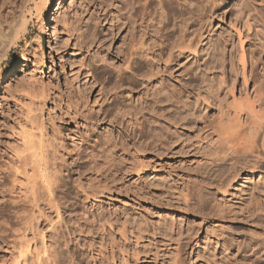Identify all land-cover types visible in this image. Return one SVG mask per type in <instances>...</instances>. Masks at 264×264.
Wrapping results in <instances>:
<instances>
[{"label": "rangeland", "instance_id": "obj_1", "mask_svg": "<svg viewBox=\"0 0 264 264\" xmlns=\"http://www.w3.org/2000/svg\"><path fill=\"white\" fill-rule=\"evenodd\" d=\"M23 1L0 0L1 20L21 9L27 26L0 63V264H264V148L218 139L226 106L245 102L242 54L264 83V0H50L39 16L42 1ZM25 112L48 163L14 178Z\"/></svg>", "mask_w": 264, "mask_h": 264}, {"label": "bare ground", "instance_id": "obj_2", "mask_svg": "<svg viewBox=\"0 0 264 264\" xmlns=\"http://www.w3.org/2000/svg\"><path fill=\"white\" fill-rule=\"evenodd\" d=\"M5 1V0H4ZM25 1V0H24ZM24 1H23V4H24ZM31 1V0H30ZM39 1H42V2H40L41 3V7L40 8H36V10L38 11V16L40 15V14H42V13H44L45 12V10H46V8H47V6H48V4H49V2H50V0H39ZM124 1V0H123ZM146 1V0H145ZM150 1V0H149ZM148 1V2H149ZM164 1V0H163ZM166 1V0H165ZM171 1V0H170ZM173 1V0H172ZM176 1V0H175ZM175 1H173V2H175ZM180 2L181 1V3L183 2L184 3V1H182V0H177V2ZM193 1V0H192ZM196 1V0H195ZM3 2V1H2ZM14 2V1H13ZM121 2V1H120ZM126 2H128L127 0H125V3ZM139 2H141V1H139ZM156 2V1H155ZM159 2V1H158ZM167 2H169V1H166V3ZM172 2V3H173ZM178 2V3H179ZM214 2V1H213ZM5 3V2H4ZM21 3V2H20ZM27 3V2H26ZM33 3V2H32ZM124 2L122 3L121 2V4L124 6V4H125ZM151 3V2H150ZM160 3V2H159ZM186 3V2H185ZM191 3H193V2H191ZM17 4V3H16ZM148 4V3H147ZM175 4V3H174ZM187 4V3H186ZM25 5V4H24ZM59 5H60V3H59ZM94 5V4H93ZM126 6H127V4H125ZM130 5H133V4H130ZM157 5H158V3H157ZM189 5V4H188ZM187 5V6H188ZM195 5V4H194ZM4 6V5H3ZM2 6V7H3ZM6 6H7V4H6ZM12 6V5H11ZM18 6H19V4H18ZM116 6V5H115ZM135 7H137L136 5H134ZM139 6V5H138ZM146 6V5H145ZM144 5L142 6V9L145 7ZM160 6V5H159ZM173 6V5H172ZM176 6V5H175ZM179 6V5H178ZM186 6V5H185ZM191 6H192V4H191ZM196 6V5H195ZM20 7V6H19ZM18 7V8H19ZM22 7V6H21ZM20 7V8H21ZM36 7V6H35ZM34 7V8H35ZM120 7V6H119ZM122 7V6H121ZM131 7V9H132V6H130ZM134 7V8H135ZM161 7V6H160ZM166 7V6H165ZM181 7V6H180ZM189 7V6H188ZM187 7V8H188ZM245 8H246V6H244ZM13 8V7H12ZM19 8V9H20ZM193 7H191V9H192ZM2 9V8H1ZM8 9V8H7ZM10 9V8H9ZM22 9H23V7H22ZM107 9V8H106ZM121 9V8H120ZM125 9H127V8H125ZM136 9V8H135ZM139 9V8H138ZM142 9H139V12H141V11H143ZM145 9H147V8H144V10ZM163 9V8H162ZM189 9V8H188ZM190 9V10H191ZM15 10V9H14ZM16 10H17V8H16ZM121 10H124L123 8L121 9ZM133 10V9H132ZM132 10H130V11H132ZM141 10V11H140ZM175 10V9H174ZM189 10V11H190ZM195 10H197L196 8H195ZM246 10V9H245ZM248 10V9H247ZM28 11V10H27ZM120 11V10H119ZM125 11V10H124ZM138 10H135V12H137ZM188 11V12H189ZM193 11V10H192ZM191 11V12H192ZM250 11V10H249ZM14 12V11H13ZM13 12H11V13H13ZM26 12V11H25ZM35 12V11H34ZM144 12V11H143ZM143 12H141L142 14H144ZM147 14H148V9H147V11H145ZM164 12V11H163ZM180 12V11H179ZM17 13V15L16 16H14V17H11V19L12 20H8V19H4V17H3V20H1L0 19V63L3 61V60H5V59H7V56H8V53H9V51L11 50V48L13 47L14 48V46L16 45V43L19 41V39L26 33V31H27V26H26V22L24 21V17H23V15L24 14H22V12H21V9L18 11V12H16ZM15 13V14H16ZM118 13H120V12H118ZM123 13V12H122ZM130 13V12H129ZM152 13V12H151ZM176 13V12H175ZM195 13V12H194ZM8 14V13H7ZM14 14V13H13ZM37 14V13H36ZM131 14H132V12H131ZM137 14H139V13H137ZM137 14H136V18L138 19V17H137ZM142 14H140L141 16H142ZM169 14V13H168ZM180 14V13H179ZM191 14V13H190ZM9 15H11L10 14V12H9ZM92 15V14H91ZM134 14H132V16H133ZM153 15V14H152ZM164 15V14H163ZM172 15V14H171ZM192 15V14H191ZM194 15V14H193ZM4 16H8V15H4ZM13 16V15H12ZM37 16V17H38ZM128 16V15H127ZM131 16V17H132ZM139 16V15H138ZM144 17L145 16H148V15H143ZM143 17V18H144ZM167 17V16H166ZM147 18H149V17H147ZM132 19H134V18H132ZM140 19H141V17H140ZM140 19H138V21H136L135 19V21L134 22H139L140 21ZM145 19V18H144ZM143 19V20H144ZM164 19V18H163ZM26 20V19H25ZM142 20V19H141ZM188 20V19H187ZM186 20V21H187ZM27 21V20H26ZM141 22V21H140ZM140 22L138 23V24H140ZM142 22H145V21H142ZM167 22V21H166ZM62 23V22H61ZM130 23H132V22H130ZM153 23V22H152ZM161 23V22H160ZM43 24V23H42ZM137 24V23H136ZM143 24V23H142ZM142 24L140 25V26H142ZM147 25V24H146ZM145 25V26H146ZM244 25H245V23H244ZM149 26V25H148ZM156 26V25H155ZM155 26H154V28H155ZM166 26V25H165ZM138 27H139V25H138ZM64 28H65V26H64ZM144 28V27H143ZM148 28V27H147ZM152 28V27H151ZM153 28V29H154ZM162 28V27H161ZM187 28V27H186ZM232 28H234V27H232ZM244 28H246V27H244ZM259 28V27H258ZM139 30H140V28H138ZM152 29V30H153ZM172 29V28H171ZM66 30V29H65ZM75 30V29H74ZM134 30V29H133ZM139 30L137 31V32H139ZM141 30H142V28H141ZM147 30H149V29H147ZM151 30V29H150ZM151 30V31H152ZM246 31H247V28L245 29ZM145 31H146V29H145ZM164 31V30H163ZM179 31V30H178ZM234 31V33L236 34V36L238 37V40H239V36H240V31H239V29L236 27L235 28V30H233ZM232 31V32H233ZM181 32V31H180ZM183 32V31H182ZM192 32V31H191ZM248 32V31H247ZM259 32V31H258ZM134 33V32H133ZM145 33V32H144ZM148 33V32H147ZM150 33V32H149ZM148 33V34H149ZM179 33V32H178ZM190 33V32H189ZM135 34V33H134ZM138 34V33H137ZM164 34V33H163ZM182 34V33H181ZM183 34H185V33H183ZM191 34V33H190ZM233 34V33H232ZM144 35H147V34H143V36ZM178 35H180V34H178ZM177 35V36H178ZM189 35V34H188ZM259 35V34H258ZM132 36H134V35H132ZM135 36H136V34H135ZM134 36V37H135ZM150 36V35H149ZM149 36H148V38H149ZM161 36V35H160ZM187 36V35H186ZM186 36H184V37H186ZM252 36V35H251ZM256 35H254L253 37H255ZM260 36V35H259ZM76 37V36H75ZM136 37H138V36H136ZM145 37V36H144ZM175 37V36H174ZM180 37H182V35L180 36ZM191 37V35L189 36V39H187L188 40V42H191L192 41V39L190 38ZM199 37V36H198ZM233 37V36H232ZM133 38V37H132ZM146 38H147V36H146ZM151 38V37H150ZM179 38V37H178ZM251 38V37H250ZM139 39V40H138ZM179 39H181V38H179ZM183 39V38H182ZM194 39V38H193ZM213 39V38H212ZM228 39V38H227ZM133 40V39H132ZM135 40L137 41H140V42H142L141 40H140V38H137V39H134V41H133V43H137V42H135ZM149 40V39H148ZM197 40V39H196ZM151 41V39L149 40V42ZM175 41V40H174ZM215 41V40H214ZM224 41V40H223ZM139 42V43H140ZM153 42V41H152ZM187 42V41H186ZM218 42V41H217ZM132 43V44H133ZM139 43L138 44H136V46L133 44L132 45V47H134V48H132L131 47V49H133V50H131V51H133L134 53H139V52H141L142 51V53H144L143 52V50H140V49H142V48H140V47H138L139 46ZM214 43V42H213ZM223 43V42H222ZM230 43H232V41L230 42ZM241 43V42H240ZM145 44V43H144ZM158 44V43H157ZM160 44V43H159ZM158 44V45H159ZM185 44V43H184ZM217 44V43H216ZM147 45V44H146ZM231 45V44H230ZM234 45V44H233ZM140 46H141V44H140ZM142 46H143V44H142ZM150 46V45H149ZM176 46V45H175ZM254 46V45H253ZM177 47V46H176ZM180 47V46H179ZM263 47V46H262ZM144 48V47H143ZM172 48V47H171ZM178 48V47H177ZM188 48H189V46H188ZM192 48V47H191ZM216 45L215 44H211L210 43V46L208 47V49H210L209 50V58H208V60L209 59H212V57L214 58V55H215V53H217L216 52ZM232 48H234V47H232ZM232 48H231V51H229L230 52V54H229V60L227 61V66H229V69H228V71L230 72V74L232 73H234L233 74V76L235 77L234 78V81L231 79V82L234 84V83H236V77H237V72L235 73V71H234V69H233V66H234V61H233V57H234V55H232V53L231 52H233L232 51ZM166 49V48H165ZM174 49V48H173ZM179 49V48H178ZM177 49V50H178ZM181 49H182V47H181ZM181 49H179V50H181ZM146 50V49H145ZM144 50V51H145ZM160 50V49H159ZM178 50V51H179ZM188 50H190V51H192L191 49H188ZM222 50V49H221ZM148 51V50H147ZM146 51V52H147ZM184 51V50H183ZM182 50H181V52H183ZM193 51H195V49L193 50ZM217 51H218V49H217ZM252 51V50H251ZM133 52H131V53H133ZM150 52V51H149ZM204 52V51H203ZM219 52V51H218ZM148 53V52H147ZM201 53H202V51H201ZM208 53V52H207ZM220 53H222V52H220ZM166 54V53H165ZM204 54V53H203ZM240 54V53H239ZM249 54V56H248V61L249 62H247V63H249L248 64V66H245V61H244V59H243V54H242V68H241V73H240V75H239V77H241V80H242V82H241V84H240V89L241 90H243V97L245 98L244 100H245V102H243V104H238L237 105V107H236V101L233 99V103H234V101H235V103H234V105H235V107L233 108V107H231V106H226V109H225V114H227V113H232V115H233V122L231 123V124H229L228 126H226L227 124H225V126L226 127H223V125H224V123H223V125L221 126V124H222V122H223V120H221V119H219V126H221L220 127V135L218 136V139L219 140H222L223 141V143L227 146V151L229 152V154H233V155H242V156H244L245 157V155H251V156H254V153H256L257 152V148L259 147V148H264V83L262 82H259V83H257V82H255L254 81V69H255V67H257L256 65H257V59L255 58V56H254V54L252 53V52H250V53H248ZM135 55V54H134ZM137 55V54H136ZM139 55H140V53H139ZM142 55V54H141ZM170 55V54H169ZM181 55V54H180ZM207 55V54H206ZM218 55H219V53H218ZM145 56V55H144ZM190 57V56H189ZM205 57V56H204ZM207 57V56H206ZM205 57V58H206ZM211 57V58H210ZM217 57V56H216ZM148 58V57H147ZM157 58V57H156ZM160 58V57H159ZM204 58V59H205ZM245 58V57H244ZM128 59V58H127ZM203 59V58H202ZM207 59V58H206ZM218 59V58H217ZM137 60V59H136ZM153 60V59H152ZM130 61V60H129ZM203 61V60H202ZM207 61V60H206ZM224 61V60H223ZM206 62H204V64H205ZM214 63V62H213ZM212 63V64H213ZM216 63H217V61H216ZM240 63H241V61H240ZM168 64V63H167ZM203 64V65H204ZM207 64V63H206ZM211 64V63H210ZM215 64V63H214ZM165 65V64H164ZM208 65V64H207ZM217 65V64H216ZM225 65V64H224ZM222 67H223V65H222ZM126 68V67H125ZM163 68V67H162ZM210 68V67H209ZM212 68V67H211ZM221 68V67H220ZM228 68V67H227ZM150 69V68H149ZM221 70V69H220ZM223 70V69H222ZM237 71H238V69H236ZM240 70V69H239ZM218 71V70H217ZM140 72V71H139ZM228 72L226 71V74H227ZM229 74V73H228ZM207 76V75H206ZM214 76V75H213ZM221 76H222V74H221ZM224 76H222V78H223ZM231 77V76H230ZM226 79V78H225ZM253 79V80H252ZM224 80V79H223ZM220 82H222L223 83V81H220ZM231 83V84H232ZM232 84V86H234ZM221 85H223V84H221ZM229 85V84H228ZM250 85H252V92H251V94L250 93H248V90H249V87H250ZM225 86V85H224ZM224 86H222V87H224ZM231 86V85H230ZM231 86V88L232 89H234V87H232ZM238 85L236 84V87H237ZM221 86H220V88H222ZM224 89V88H223ZM232 89L230 90V91H232ZM237 89V88H236ZM240 90V91H241ZM229 91V90H228ZM229 91V92H230ZM234 91V90H233ZM228 92V93H229ZM233 94V93H232ZM232 97V96H231ZM239 97V96H238ZM216 98V97H215ZM202 99V98H201ZM240 99V98H239ZM242 101H243V99H241ZM226 103V102H225ZM237 103H239L238 101H237ZM226 104H228V103H226ZM230 105V104H229ZM233 105V106H234ZM26 109L28 108V107H25ZM222 108V107H221ZM220 108V109H221ZM22 109V108H21ZM28 109H30V108H28ZM27 109V110H28ZM223 109V108H222ZM24 111V110H23ZM221 110L219 111L220 113H223ZM20 112V111H19ZM28 112V111H27ZM29 112H31L30 110H29ZM28 112V113H29ZM23 113V112H22ZM28 113H26L25 112V115H24V117H23V115L21 116V119H20V122H17V121H15L17 124L19 123H21V125L22 124H24V126L26 125V127L27 126H29L28 128H29V130L31 129H33L34 127H36V124H38L36 121H35V119L38 117V116H36V118H35V115L34 116H31V114H30V117H29V115L27 116V114ZM33 114V113H32ZM35 114V113H34ZM19 115H21V114H19ZM38 115V114H37ZM222 115H224V114H222ZM221 115V117H223ZM229 115V114H228ZM231 115V116H232ZM227 116V115H226ZM226 116H224V117H226ZM35 119H34V118ZM20 118V117H19ZM19 118L17 119V120H19ZM227 118V117H226ZM16 119V118H15ZM39 119H40V117H39ZM217 119V121H218V118H216ZM221 120V121H220ZM227 122V121H226ZM225 122V123H226ZM229 122H231V121H229ZM36 123V124H35ZM228 123V122H227ZM16 124V126H18L19 127V125H17ZM20 125V127H19V131L17 132V134H16V137H18L19 138V140H20V144L18 145V146H14V147H12V148H10L11 149V152L10 153H12V157L11 158H13L14 159V162L16 163V167H15V174H14V178H17L18 176H21L22 174L23 175H27V173H26V168L28 167L29 169H30V171L32 172V173H34L35 172V169L36 168H39L40 167V164H39V166L37 167V165H38V163H40L41 161H43V162H45V153H46V150L44 151V153H43V150H44V147L42 146L41 147V145H39L38 146V144L36 143V140H34L33 139V137H34V134H33V132H31V130L30 131H28V130H26V128L24 129V128H22V126ZM40 126H41V124H39ZM39 125H37V127L36 128H39L40 129V131H41V129L42 128H40V126ZM216 125V124H215ZM9 126V125H8ZM13 126V125H12ZM219 126H218V128H219ZM17 127V128H18ZM41 127H43V126H41ZM216 127V126H215ZM15 128V127H14ZM27 128V129H28ZM38 129V130H39ZM14 130V129H13ZM214 132V131H213ZM13 133V132H12ZM44 132H42L41 134H43ZM12 135V134H11ZM43 136V135H42ZM42 136H39L40 138H45V137H42ZM45 136V135H44ZM40 140V139H39ZM43 141H46L45 139L43 140ZM40 142H41V140H40ZM215 142V141H214ZM19 143V142H18ZM43 143V142H42ZM41 143V144H42ZM40 144V143H39ZM47 144V143H46ZM46 144H43V145H46ZM47 147V146H46ZM9 148V147H8ZM21 148V152L19 151V149ZM41 148H42V150H41ZM219 148V147H218ZM9 149V150H10ZM18 149V150H17ZM41 151H42V153L44 154L43 156H41ZM256 151V152H255ZM262 151H264V150H262ZM225 152V151H224ZM3 153V152H2ZM9 153V154H10ZM259 155V152L258 153H256V155ZM257 155V156H258ZM46 156H48V155H46ZM232 156V155H231ZM6 157H7V155H6ZM43 157H44V159H43ZM241 157V156H240ZM47 159H48V157H46ZM258 158V157H257ZM257 158H254V159H256L257 160ZM43 159V160H42ZM46 159V160H47ZM2 160V159H1ZM49 160V159H48ZM47 160V161H48ZM260 160V159H259ZM258 160V161H259ZM246 161V160H245ZM255 161V160H254ZM43 162H41V163H43ZM45 163H48V162H45ZM44 163V165H46ZM52 163V162H51ZM256 163V162H255ZM49 164H50V162H49ZM54 164V163H53ZM252 164V163H251ZM6 165V164H5ZM43 164H42V166H44ZM51 165V164H50ZM56 165V164H55ZM57 166V165H56ZM56 166H53V167H56ZM10 167V166H9ZM49 167V166H48ZM52 167V166H51ZM58 168V167H57ZM60 168V167H59ZM251 168V167H250ZM51 169V168H50ZM49 169V170H50ZM55 170H56V168H54ZM53 169V170H54ZM251 169H254V167H252ZM7 170V169H6ZM5 170V171H6ZM43 170V171H42ZM42 170L40 169V173H41V176H42V178L44 179V181H42L43 183H44V186L42 185L41 187L44 189V190H46L45 192H46V195H47V197H48V201L49 202H51V201H53V199H52V193H54L53 192V190L55 189V187L53 186V185H55V183L58 181L57 180V178H56V174H50L49 175V172H48V174H47V172H46V175H42V172L43 173H45L44 171H47V167H46V169L44 170V167L42 168ZM48 170V171H49ZM53 170L51 171V172H53ZM9 171V170H8ZM39 171V170H38ZM37 171V172H38ZM60 171V170H59ZM62 171V170H61ZM55 172V171H54ZM53 172V173H54ZM58 172V171H57ZM26 173V174H25ZM39 173V172H38ZM56 173V172H55ZM28 174H29V172H28ZM38 176V175H37ZM24 177V176H23ZM22 177V178H23ZM27 177H31V176H28L27 175ZM8 178V177H7ZM41 178V177H40ZM41 178V179H42ZM9 179V178H8ZM26 179H28V178H26ZM30 180V179H29ZM55 180H56V182H55ZM27 181V180H26ZM32 181H33V179H32ZM28 182H30V181H28ZM13 184V183H12ZM30 184H31V182H30ZM33 184H35V183H33ZM31 186V185H30ZM29 186V188L31 189V187ZM34 186V185H33ZM32 186V187H33ZM57 187V186H56ZM36 188H34L31 192H32V194H31V197H32V202H36L37 201V197H36V195H38V193L37 192H39L38 190H35ZM42 189V190H43ZM41 190V189H40ZM43 190V191H44ZM37 191V192H36ZM37 193V194H36ZM36 194V195H35ZM56 201V200H55ZM53 207H54V205H53ZM56 209V216H59V211H58V208H55ZM54 210V209H53ZM26 217H27V215H26ZM59 218V217H58ZM217 244V243H216ZM178 256V255H177ZM176 257V256H175ZM40 259V258H39ZM45 260V259H44ZM50 260V259H49ZM175 260H177V259H175ZM46 261V260H45ZM55 262V261H54ZM175 262V261H174ZM178 262V261H177ZM25 263V262H24ZM45 263V262H44ZM47 263V262H46ZM172 263V262H171ZM179 263V262H178ZM17 264V263H16ZM26 264V263H25Z\"/></svg>", "mask_w": 264, "mask_h": 264}]
</instances>
